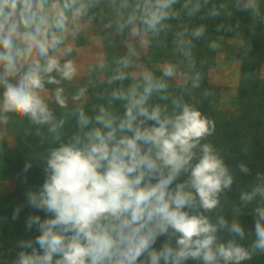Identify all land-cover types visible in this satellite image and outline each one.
Returning <instances> with one entry per match:
<instances>
[{
    "label": "clouds",
    "instance_id": "obj_1",
    "mask_svg": "<svg viewBox=\"0 0 264 264\" xmlns=\"http://www.w3.org/2000/svg\"><path fill=\"white\" fill-rule=\"evenodd\" d=\"M209 2L0 0V129L31 126L42 150L22 172L34 160L44 174L25 193L45 214L29 215L25 231L39 234L17 242L12 264H247L264 255V173L229 201L236 176L200 108L210 93L193 49L207 29L189 22ZM232 9L260 15L255 0H232ZM225 13L227 4H212L206 16ZM97 20L141 46L171 33L177 59L149 68L129 43L125 55L85 66L74 41ZM185 76L177 92L172 81ZM249 209L251 239L240 220Z\"/></svg>",
    "mask_w": 264,
    "mask_h": 264
},
{
    "label": "trees",
    "instance_id": "obj_2",
    "mask_svg": "<svg viewBox=\"0 0 264 264\" xmlns=\"http://www.w3.org/2000/svg\"><path fill=\"white\" fill-rule=\"evenodd\" d=\"M225 3L231 15L222 14L219 17H207L206 13L212 4ZM260 15L253 16L251 12H240L232 9V0H210L202 12L189 22L192 26L201 23L206 25V34L195 41L193 53L197 62V69L203 73L202 89H207L210 95L202 99L200 108L216 122V132L210 137L214 145L222 150L225 162L230 166L236 180L232 190L227 192L230 202H238L240 193L254 179L257 172L264 173V0H258ZM201 17H205L201 19ZM102 28L106 51L111 54L120 44L121 35L115 33L113 28L106 26L107 21H93ZM173 25L177 22L173 21ZM222 25V27H221ZM219 29V30H218ZM108 30V31H107ZM172 34L163 38V42L157 45L153 42L148 45L151 51L161 54L177 55L172 44ZM237 39L242 46L241 76L239 80V110L237 114L226 120L219 117L213 106V101L218 95V87L212 79V70L215 66L219 48L212 50L210 42L217 41L220 45ZM158 64H152L149 68H155ZM96 78V77H95ZM98 81L100 79L96 78ZM173 88L179 82L172 81ZM199 98V91L197 92ZM27 124L26 132L16 142L4 144V162L1 166L2 178H14L11 189L0 194V264H12L16 254L21 249L19 240L34 239L39 233L33 228L31 232L25 231V221L29 215L38 214L44 218L43 212H36L27 205L25 193L35 190L43 183V167L33 160L32 168L23 173L26 160L32 159V154L41 151L38 138L30 135ZM246 163L251 170L250 174H243L237 165ZM20 207L17 219H13L14 210ZM229 219H231L229 214ZM254 216L250 209L240 217L241 223L250 230V239L254 238ZM161 238L157 246L163 241ZM188 264H196L189 261ZM247 264H264V255L254 257Z\"/></svg>",
    "mask_w": 264,
    "mask_h": 264
},
{
    "label": "rangeland",
    "instance_id": "obj_3",
    "mask_svg": "<svg viewBox=\"0 0 264 264\" xmlns=\"http://www.w3.org/2000/svg\"><path fill=\"white\" fill-rule=\"evenodd\" d=\"M258 0H255V3ZM108 31V30H107ZM129 43L136 46L138 51V63L143 64L146 67H150L152 64H160L165 60L177 59V55L174 54H161L151 51L148 45L141 46L139 38H132L129 40L127 34L121 35L120 44L117 48H114L115 53L111 54L105 50L106 54L110 55L107 58L110 62L119 56L126 54ZM241 56L242 46L237 39H231L219 47L215 66L212 70V79L218 87V95L213 101V106L217 111L220 118L226 120L237 114L239 110V80L241 76ZM98 79H102V76H96ZM187 77H178L175 80L179 83H183ZM22 132L17 139L22 136L27 130L26 121L22 123ZM20 127V128H21ZM16 139V140H17ZM16 140L14 142H16ZM12 142V143H14ZM9 143V142H8ZM4 162V161H3ZM2 163H0V194L8 192L13 186L14 178L5 177L2 178Z\"/></svg>",
    "mask_w": 264,
    "mask_h": 264
},
{
    "label": "crops",
    "instance_id": "obj_4",
    "mask_svg": "<svg viewBox=\"0 0 264 264\" xmlns=\"http://www.w3.org/2000/svg\"><path fill=\"white\" fill-rule=\"evenodd\" d=\"M78 49L77 60L83 65L94 62L96 56H104L110 58L109 54L105 53V43L103 37V30L101 27L92 22L91 26L82 33L78 39L74 41ZM99 76V75H98ZM88 79L85 73L81 83L86 82ZM24 124V122H23ZM22 123H10L0 129V163L4 161V144L5 142H14L19 134L22 132ZM21 127V128H20Z\"/></svg>",
    "mask_w": 264,
    "mask_h": 264
}]
</instances>
